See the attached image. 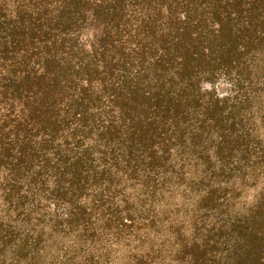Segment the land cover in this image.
Listing matches in <instances>:
<instances>
[{"label":"trees","instance_id":"1","mask_svg":"<svg viewBox=\"0 0 264 264\" xmlns=\"http://www.w3.org/2000/svg\"><path fill=\"white\" fill-rule=\"evenodd\" d=\"M0 264H264V0H0Z\"/></svg>","mask_w":264,"mask_h":264},{"label":"rangeland","instance_id":"2","mask_svg":"<svg viewBox=\"0 0 264 264\" xmlns=\"http://www.w3.org/2000/svg\"><path fill=\"white\" fill-rule=\"evenodd\" d=\"M217 91H218V93H219L221 96L225 95L226 92H227V85H225V84H220V85L218 86V88H217Z\"/></svg>","mask_w":264,"mask_h":264}]
</instances>
